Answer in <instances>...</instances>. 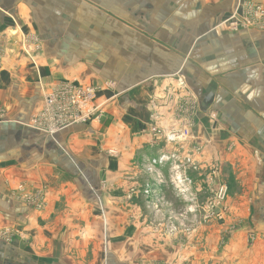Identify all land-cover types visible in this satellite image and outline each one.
<instances>
[{
  "label": "crops",
  "instance_id": "0c3cea01",
  "mask_svg": "<svg viewBox=\"0 0 264 264\" xmlns=\"http://www.w3.org/2000/svg\"><path fill=\"white\" fill-rule=\"evenodd\" d=\"M237 3L0 0V231H17L0 240V264H142L141 233L128 225L144 211L124 194L140 187L141 162L156 161L151 100L167 132L181 123L178 98L193 97L192 139L171 152L182 163L207 143L194 161L214 160L230 178V221L264 218V31L220 26ZM66 82L99 90L100 123L52 136L30 128L44 94ZM42 189L45 208L23 200Z\"/></svg>",
  "mask_w": 264,
  "mask_h": 264
},
{
  "label": "rangeland",
  "instance_id": "374dc122",
  "mask_svg": "<svg viewBox=\"0 0 264 264\" xmlns=\"http://www.w3.org/2000/svg\"><path fill=\"white\" fill-rule=\"evenodd\" d=\"M263 11L264 0H238L236 8L223 19L220 26L233 33L264 31ZM33 51L34 49H30L28 54ZM181 99L178 98L177 101V109L180 110L187 105L184 101L181 103ZM153 101L157 103L156 100H151L148 108L151 107L150 104ZM95 104H98L96 100ZM54 107L53 104L51 113ZM97 108L104 113L102 104H98ZM55 114L58 115L59 112ZM211 115L215 116L210 114L209 118L216 120V116L212 119ZM161 117V115L156 116L152 114V111H148L147 134L150 146L155 147L157 151L155 160L158 163L154 164L151 159L141 162L140 187H130L124 194V198L129 202L140 199L141 210L144 211L142 222L139 220L133 223L132 219H129L128 225L129 227L136 226L141 233L140 237L139 234L135 235V239L137 238L143 246L141 249L143 253L136 256L138 260L142 264H180L185 251V254L189 252V258L184 259V264H232L234 261L235 264H253L247 256V252L252 250L251 253L256 258L255 263L264 264V231H262L264 218L232 219L230 221L231 210L225 203L229 195L230 178L224 177L223 171L219 170V164L214 160L194 161L195 157L202 156L207 143L198 150H191L182 163L180 160L177 161L176 154L172 153L175 147L181 148L182 145L191 141L192 130L195 129L198 118H195L194 125L190 126L191 129L189 128L190 138L187 141L169 145L165 139L166 131L156 123ZM100 120L93 124L98 125ZM178 120L183 122L182 115L178 117ZM182 127L180 123L175 130ZM152 140L157 141L158 144L152 145ZM162 145H164L163 148H156ZM163 155L171 160L170 163L159 162V158ZM163 164L166 165L163 166ZM163 169L166 170L162 171ZM167 172V179H164ZM79 174L85 180L86 176L81 170ZM179 183H183V186ZM167 185L172 187L168 190L172 189L173 197L168 195L166 189L162 190L161 187ZM31 195L35 196L30 197ZM23 197H25L23 200L29 204H35L36 209L46 206L44 189L34 194L24 192ZM97 210L98 215L106 214L103 207L99 206ZM102 219L105 227L106 218ZM258 221H261L262 225H259ZM3 232L5 231H0V233ZM9 232L13 236L17 234V231ZM5 239L7 237L0 234V240L6 241ZM148 239L149 244L144 246L143 243L146 244ZM106 252L107 248L104 250V253Z\"/></svg>",
  "mask_w": 264,
  "mask_h": 264
},
{
  "label": "built area",
  "instance_id": "2783aa9c",
  "mask_svg": "<svg viewBox=\"0 0 264 264\" xmlns=\"http://www.w3.org/2000/svg\"><path fill=\"white\" fill-rule=\"evenodd\" d=\"M262 13H264V11ZM259 15L257 17H259ZM34 44L35 40L28 41L25 39L21 43V47L25 51H29L30 49L35 48ZM177 86H185L182 78L177 79ZM98 91L99 90L95 87H82L71 82H66L56 86L51 91L44 94L43 107L41 111L31 119L29 127H37L34 129L52 136L60 131L77 125H86L98 122L103 115L101 109L97 108L98 104H95ZM183 101L187 104L185 107H182L181 110L179 109V116L182 115L183 119V122H181L183 127L179 130H167L165 139L166 143L169 145L187 141L190 138V126L194 125V120L198 116L195 106L196 103L194 102L193 97L187 95L185 98L181 99V103H183ZM53 104L55 107L53 113H51ZM188 105L189 107H187ZM150 106L152 114H156V116H158L159 112L157 103L153 101ZM56 112H59V114L56 115ZM210 117L215 119V116L213 115ZM157 134H159V132H157ZM157 144V141L152 140V145ZM153 162L154 164L158 163L156 161ZM168 163L170 162H167V164ZM164 165L166 164H163V166ZM179 185L183 186V183H179ZM9 233V231H5L0 234H4L5 237H7L5 240L9 241L13 238V235Z\"/></svg>",
  "mask_w": 264,
  "mask_h": 264
},
{
  "label": "bare ground",
  "instance_id": "6f19581e",
  "mask_svg": "<svg viewBox=\"0 0 264 264\" xmlns=\"http://www.w3.org/2000/svg\"><path fill=\"white\" fill-rule=\"evenodd\" d=\"M169 161L171 160L167 156H164V155L159 158L160 163H167Z\"/></svg>",
  "mask_w": 264,
  "mask_h": 264
}]
</instances>
